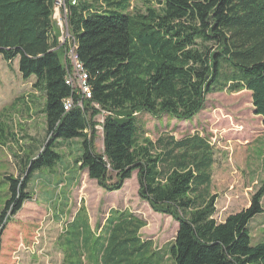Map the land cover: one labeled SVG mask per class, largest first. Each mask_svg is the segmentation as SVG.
I'll use <instances>...</instances> for the list:
<instances>
[{
	"label": "trees",
	"instance_id": "16d2710c",
	"mask_svg": "<svg viewBox=\"0 0 264 264\" xmlns=\"http://www.w3.org/2000/svg\"><path fill=\"white\" fill-rule=\"evenodd\" d=\"M74 1L65 0L67 30L91 98L65 111L64 101L79 96L66 84L71 67L52 21L56 0H0V56L18 59L23 80L34 78L45 118L42 148L19 157V177H4L0 231L31 200L32 174L61 163L56 142L78 140L74 163L90 180L111 193L135 173L139 200L178 227L161 251L142 239L145 221L132 212L111 209L95 233L82 206L60 244L63 264H264V241L252 244L249 230L263 213L264 179L248 207L218 222L209 144L199 135L152 141L135 121L144 112L187 121L208 95L246 90L264 125V0ZM19 101L0 113V145L18 141L8 124L23 110ZM102 113L99 153L95 117Z\"/></svg>",
	"mask_w": 264,
	"mask_h": 264
},
{
	"label": "rangeland",
	"instance_id": "374dc122",
	"mask_svg": "<svg viewBox=\"0 0 264 264\" xmlns=\"http://www.w3.org/2000/svg\"><path fill=\"white\" fill-rule=\"evenodd\" d=\"M133 4L137 2L133 1ZM55 7L52 20L56 23L63 9ZM59 30V43L61 39L64 44L69 43L66 25L62 23ZM33 81L34 78H21L18 59L8 64L0 56V109L10 107L15 93L23 109L14 112L15 115L12 113L16 123L15 128L13 124L14 137L18 141H6L0 145V213L9 197L4 177H19V157L29 153L28 148L38 149V145L41 148L44 145L42 95L39 92L32 94ZM27 106L31 108L28 111ZM104 117L103 113L95 117L94 147L99 153L103 152ZM135 121L152 141L160 136L169 135L180 140L199 135L209 144L215 159L209 189L212 195H217L214 217L218 222L249 206L251 196L264 179V125L255 115L250 92L210 94L199 114L187 121L169 114L155 117L145 112L135 115ZM78 143V140L70 144L56 142L55 149L62 156L61 163L32 174L28 183L31 200L24 202L15 216H8L0 231V264H63L60 244L68 225L82 206L95 233L104 225L111 209H121L145 221L140 235L143 240H151L156 249L164 251L174 239L177 223L152 211L147 203L139 200L135 173L121 190L111 193L102 190L75 165ZM261 203L263 213L255 216L249 224L252 244L264 241V196Z\"/></svg>",
	"mask_w": 264,
	"mask_h": 264
},
{
	"label": "built area",
	"instance_id": "2783aa9c",
	"mask_svg": "<svg viewBox=\"0 0 264 264\" xmlns=\"http://www.w3.org/2000/svg\"><path fill=\"white\" fill-rule=\"evenodd\" d=\"M58 1V4L56 2ZM55 6L57 8H62L63 9V14L62 16H59L56 25L61 29L62 23L66 25L67 28V14H68V9L65 7L64 0H56ZM72 4H75L74 0H71ZM56 9V7H55ZM54 9V10H55ZM68 32V30H67ZM69 43H68V60H69V65L71 67V71L68 73V76L66 78V84L69 85L77 95H80V102H78V107L81 108V105L83 106V102L85 100H88L91 98V90L90 87L87 83L88 76L87 74L83 71L80 63L78 62L77 56L75 54V43L71 36L69 35ZM70 45V48H69ZM71 107V101L66 100L64 103V108L65 110H69Z\"/></svg>",
	"mask_w": 264,
	"mask_h": 264
},
{
	"label": "crops",
	"instance_id": "0c3cea01",
	"mask_svg": "<svg viewBox=\"0 0 264 264\" xmlns=\"http://www.w3.org/2000/svg\"><path fill=\"white\" fill-rule=\"evenodd\" d=\"M31 86H32V84H31ZM31 89H32V88H31ZM32 92H33V93H32L33 95L37 93V92L34 91L33 89H32ZM17 97L19 98V96H17L16 93H15V96L12 98V101H11L10 104H9L10 107H13V106H14L15 101L18 99ZM7 106H8V105H7ZM4 107H6V106H4ZM4 107H2L0 110H2ZM15 107H16V106H15ZM15 107H14V109H15ZM17 108H18V107H17ZM16 110H17V109H16ZM14 115H15V114H14ZM13 117L15 118V116L12 115L11 120L9 121V124H8V123H6V124H8L9 127H10V126L12 127L13 124H14V128H15L16 123H15V120H14ZM8 119H9V118H8ZM11 127H10V128H11ZM14 128H11V130L13 131Z\"/></svg>",
	"mask_w": 264,
	"mask_h": 264
},
{
	"label": "bare ground",
	"instance_id": "6f19581e",
	"mask_svg": "<svg viewBox=\"0 0 264 264\" xmlns=\"http://www.w3.org/2000/svg\"><path fill=\"white\" fill-rule=\"evenodd\" d=\"M64 1H65V0H64ZM56 4H58V1L56 2ZM52 19H53V15H52ZM52 21H53V20H52ZM53 22H54V21H53ZM54 23H55V22H54ZM67 37H68V36H67ZM67 40H68V39H67ZM60 43H61V44H64L63 39L60 40ZM65 57H66V58L68 57V52H67V51H66V55H65ZM75 94H76V93H75ZM76 95H77V94H76ZM77 96H79V100H77L75 104H74L73 100L70 99V101H71V107H70V109L73 107V105H74V106H78V102H80L81 99H80V95H77ZM68 100H69V99H68ZM65 101H66V100H65ZM65 101H64V103H65ZM81 108H82V105H81ZM70 109H69V110H70ZM64 110H65V108H64ZM65 111H68V110H65Z\"/></svg>",
	"mask_w": 264,
	"mask_h": 264
},
{
	"label": "water",
	"instance_id": "95a60500",
	"mask_svg": "<svg viewBox=\"0 0 264 264\" xmlns=\"http://www.w3.org/2000/svg\"><path fill=\"white\" fill-rule=\"evenodd\" d=\"M116 121L118 122V123H122L123 122V120L122 119H116Z\"/></svg>",
	"mask_w": 264,
	"mask_h": 264
}]
</instances>
